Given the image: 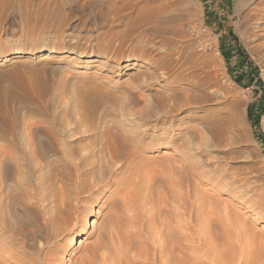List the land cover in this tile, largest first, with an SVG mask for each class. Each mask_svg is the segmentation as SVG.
Returning <instances> with one entry per match:
<instances>
[{
    "label": "rangeland",
    "instance_id": "rangeland-1",
    "mask_svg": "<svg viewBox=\"0 0 264 264\" xmlns=\"http://www.w3.org/2000/svg\"><path fill=\"white\" fill-rule=\"evenodd\" d=\"M261 16L264 0H0V256L7 224L31 228L63 192L75 204L73 159L92 162L97 178L106 173L101 136L129 114L169 141L143 147L140 177L116 194L114 185L83 194V235L56 240L58 264H108L107 244L134 232L150 243L149 233L160 239L180 220L190 262L264 264V37L252 25ZM71 29L80 35L68 44ZM147 35L171 44L168 78L141 57L133 64ZM84 51L100 56L69 61ZM187 98L198 102L175 108ZM211 112L218 120L209 127L201 116ZM43 239L27 236L22 250L34 254Z\"/></svg>",
    "mask_w": 264,
    "mask_h": 264
},
{
    "label": "bare ground",
    "instance_id": "bare-ground-1",
    "mask_svg": "<svg viewBox=\"0 0 264 264\" xmlns=\"http://www.w3.org/2000/svg\"><path fill=\"white\" fill-rule=\"evenodd\" d=\"M259 1L262 2L263 0H259ZM249 17H251V15H249ZM263 19L264 18H262V16H261V18H258L255 20L253 19L254 24H252V25H254L253 29L255 30V38H257V39L264 37V20ZM79 35L80 34L73 32V29H71V31L66 32L65 40L63 42L71 44L72 41H70V38L76 37V39H77L79 37ZM144 38H145L144 43L141 45H136V47H135V49L138 51L139 55H137L136 57L134 56L133 64H136V62H134V61H136V60L138 61L139 57H141L148 64L153 65V67H155V69L160 71V73L162 74V75H160V77L162 76V78H164V79L168 78V76L171 75L170 74L171 66H173L172 64H174L173 61L175 59L174 58L175 55H174L173 51H171L169 48V46L171 44L165 39H162V38L161 39H159V38L154 39L153 37H151L149 35L145 36ZM108 41H110V40H108ZM131 46H132V44H131ZM133 46H135V45H133ZM100 47H102V46H100ZM52 48H43L42 51H48V52L53 51V53L54 52L58 53L60 51H65L67 49V45H66V47H61V48H56V49L54 48L55 50H53ZM103 49H104V47H103ZM99 56H100V54L96 53L94 51H84V52H80V54L71 55V58L69 59V61L74 62L75 58L77 59V57L85 58V59H91V58L99 57ZM189 57H192V56H189ZM110 59H111V54L106 49H104V52H103L102 57H101V61L106 63V62L110 61ZM187 59H188V57H187ZM190 59H193V57ZM126 60H129V59H125V61ZM192 65H194V64H192ZM157 78H159V77H157ZM193 79L195 80V78H193ZM183 90H185V89H183ZM197 98H196V100H197ZM198 99H200V98H198ZM189 100H192L191 97ZM189 100H188V98L186 100L178 99L177 103L176 104L174 103L176 106L175 108L184 107L186 105L189 106L190 103H194L196 101L195 100L193 102H190ZM197 102H198V100H197ZM197 102H195V103H197ZM239 103H241V101H239ZM128 115L124 116V118L120 121L119 124H112L111 127L107 126V127H105L104 131L102 130L103 135L101 136V147H102L101 152L103 153L102 165H104V169L106 170L105 174L101 172L103 175H101L100 177L97 178L95 175V171L93 170V167H92V162H88V161L84 160L85 163L83 164L82 163L83 161L76 162L72 158L73 159L72 162L75 165L74 169L76 171V173L74 174V178H73V182H74L73 184L75 186L74 189H75V195H76L75 198L73 199V200H75V204L71 203L72 201H70V197H71L70 193L71 192L70 193L68 191L63 192V194L56 201L55 206H53L54 212L48 213L47 211L44 210V213L42 214L41 219H40L41 222L33 224V225L31 224L32 225L31 228L28 226L29 224H27L26 226H28V227L22 226V227H19L17 229L15 227L13 228L12 226L8 227V224L6 223L7 228H8L7 231L9 230L10 234H8V232L6 231V233L8 234V240H6V238L3 237V239L5 238V240H6V241H4L6 244L4 243L5 244V245L3 244L4 246L1 244L3 255L0 256V264H58V263H61V262H59L60 261L59 258H61V257H58L59 256L58 254L59 253L61 254L62 251L58 252L60 250L59 249L60 245L58 243L56 244V240L64 237L65 235L68 236L67 234H70V236L68 238V244L67 245H69V244L71 245V244H76L77 240L79 238H81V236L83 235L82 230H81L82 228H80V227H82L81 213L83 212L81 210L84 207L81 208L80 211H78L80 209L79 204L81 203V201H83V197H84L83 194L86 193V194H89V196H91V197H93V196L97 197L101 194V192H103L104 188L110 187L111 185L112 186L114 185L113 189L115 190V193H113V194H116L117 192H119L121 189H123L128 184L129 180H128V182H126V180L128 177H130L131 174L134 173V174H136L135 177H137L138 174L135 171V169H136L135 167L138 166V164L136 163L138 160L135 161V158L140 153H142V151L144 149L143 147L149 146V145H154V144H159V143H165V142L169 141L168 139H166V137L164 138V135H168L167 131H162L161 133H163L164 135H163V137L162 136L156 137V138H158L157 139L158 141H157L153 137L158 133L154 132L153 130H147V127H145V125L144 126L142 125L143 122L141 123L137 119L138 117L136 115H129V116ZM204 115L205 116H203V117L201 116V120H202V122H204V124L206 123V124L210 125L209 127L217 124L218 118L216 119V117L214 116L215 114L213 115L211 112L207 115L206 114H204ZM216 116H218V115H216ZM218 122H221V120ZM223 122H221V127L223 126L222 125ZM227 122H229V121L227 120ZM228 124H230V123H228ZM224 127L225 126H223L222 128H224ZM45 128H44L45 130L43 132H45L47 135H52L51 132H53V130L50 131L51 127H50V130H49V128L47 129L46 126H45ZM219 128H220V126L218 128L216 126V127H213V129L215 131L212 129L211 130H212V132H214V134H215V132L217 134V133L222 132ZM86 131H88V130H86ZM225 131H227V129ZM203 137H204V135H203ZM75 142H76V140H75ZM72 144L73 143L71 142L67 146V147H69L68 151H70V153H69L70 157H72V154L74 153L73 149H72L74 147H72ZM2 153H4V151L1 152V150H0V157H1ZM169 159H168V162H169ZM171 164H172V162H171ZM139 165H140V163H139ZM169 165H170V162H169ZM101 167L103 168V166H101ZM138 168H140V166ZM141 168H142V165H141ZM166 168H167V166H166ZM133 169H134V171H133ZM131 171H132V173H131ZM125 172H126V174H125ZM121 173H122V176L119 177V175ZM145 174H146V172H145ZM181 175H185V174L181 173ZM138 177H140V176L138 175ZM179 177H180V175H179ZM205 177H207V176H205ZM142 178H143V176H142ZM170 180H173V179H170ZM181 181H182V179H181ZM125 182L127 184H125ZM169 182H171V181H169ZM132 183H134V182H132ZM124 184H125V186L123 188H121L122 185H124ZM129 184H131V183H129ZM218 187L222 188L221 186H218ZM223 188H224V186H223ZM234 189L235 188H233L231 191H233ZM232 196L236 197V194L233 192ZM116 197H118V196H116ZM85 198H86V195H85ZM243 199H245V198H243ZM28 208H30V207H28ZM40 211H42V210H40ZM40 211H38V212H40ZM225 211H227L226 206H225ZM83 215H82V217H83ZM29 220H31V219H29ZM35 220H36V218H35ZM174 222H177V221H174ZM174 222H172V223H174ZM179 222L181 223V220ZM179 222L177 223V225H179L177 227L181 228L182 226H180L181 224ZM92 223H93V221H90L89 219L85 220L86 225H90ZM183 223L184 222H182V225H184V226L187 225V224H183ZM23 225H25V222L23 223ZM115 225H116V223H115ZM124 225H125V223H124ZM168 225H167V227H163V232H161V234H160L161 235L160 239H158V237H155L152 233H149L147 236L149 238L150 243L148 241H146L145 239L142 240L141 242L138 239H135V237H134V236H136L134 234L135 232L132 233L133 237L131 235V238H132L131 240H129V236H128V238L126 236V238L124 240L121 237V239L123 241L120 240L118 245H115V246L112 245L109 247L108 244L106 243L107 247H108V250H107L108 254H105L104 252H102L101 257H100L102 262H108V264H199V263H196L194 261L190 262L188 260V256L186 254V253H188V252H186L187 246H186V244H184L185 242L183 243V240H185L184 238H186L185 235H183L184 232L179 231V228L174 229L173 226L175 224L172 227H169ZM117 226L119 227V225H117ZM184 226H183V229L181 228L182 231H184ZM77 227H79L80 229ZM76 228L79 230H76ZM113 228H114V226H113ZM115 229H116V227H115ZM114 232H115V230H114ZM117 232H120V231L117 230ZM102 233H104V232H102ZM104 234H106V233H104ZM151 234L153 236H150ZM35 235L39 236L40 239H43L42 235H44V239H43V242L41 245L42 247L40 246L41 249H39V250L35 249L36 252H34V254H32V255H29L28 253L24 252L25 250L24 251L22 250L23 245L25 243V239L27 238V236H35ZM3 236H4V234H3ZM115 237H117V236H115ZM136 238H137V236H136ZM100 239H101V237H100ZM109 239H111V238H109ZM1 242L3 243V241H1ZM110 242H113V241H110ZM100 243H101V241H100ZM60 244H61V242H60ZM102 244H104V243H102ZM111 244H114V243H111ZM91 248L90 249L85 248L86 251L91 253L89 255H92V253H93ZM0 251H1V249H0ZM82 257L81 258L83 260H85L84 257L87 258L86 253H85V256L83 255ZM87 260L88 261H86V260L85 261L88 264L90 258L89 259L87 258ZM79 263H81V262H79ZM84 264H86V263L84 262Z\"/></svg>",
    "mask_w": 264,
    "mask_h": 264
}]
</instances>
